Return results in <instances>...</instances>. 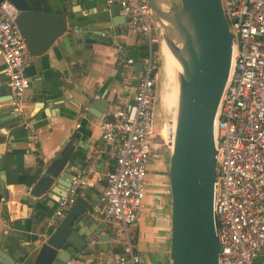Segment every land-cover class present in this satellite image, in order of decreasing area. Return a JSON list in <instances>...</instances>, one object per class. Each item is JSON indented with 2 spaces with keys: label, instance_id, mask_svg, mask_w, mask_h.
Listing matches in <instances>:
<instances>
[{
  "label": "crops",
  "instance_id": "1",
  "mask_svg": "<svg viewBox=\"0 0 264 264\" xmlns=\"http://www.w3.org/2000/svg\"><path fill=\"white\" fill-rule=\"evenodd\" d=\"M47 5L51 12L66 17L67 31L71 30L73 20H81L89 32L85 37L93 41L82 54H77L75 45L68 51L57 42L59 39L39 55L28 53L26 74L30 86L20 98L22 113L17 121L0 128V249L7 253L13 250L14 255L27 252L29 264L34 260L44 234L53 230L48 223L61 197L49 191L35 199L33 208L27 209L19 203V196L27 185L35 183L63 144L72 141L75 148L66 169H71L75 176L82 168L88 169L86 184L79 187L76 200L83 199L88 203L92 217L90 226L105 237L110 235V239H104L103 249L88 254L77 252V256L68 261L55 260V264H119L118 256L126 252H115L114 245L123 243L125 249L127 241L139 258L136 264H171L169 149L165 140L166 144L160 142L162 137L157 123L137 223L121 232L117 223L104 220L99 211L105 177L115 163L113 147L100 139L106 113L101 118L89 113V101L104 97L109 107L116 102H132L135 78L140 75L143 62L139 61L141 67L137 73V61L125 66V60L128 48L144 40L130 31L115 1L47 0ZM11 11L16 13L13 7ZM35 28L42 35L48 26L43 23ZM98 30L103 33L94 34ZM111 31L113 35H110ZM4 69L0 53V85L8 86ZM0 101V108L12 112L8 94H0ZM22 120L30 124L28 129L21 126ZM73 132L78 133L77 138H69ZM53 185L56 191L64 194ZM115 236L118 242L113 243ZM108 244L109 248L106 247ZM62 255L67 257L66 253Z\"/></svg>",
  "mask_w": 264,
  "mask_h": 264
},
{
  "label": "built area",
  "instance_id": "2",
  "mask_svg": "<svg viewBox=\"0 0 264 264\" xmlns=\"http://www.w3.org/2000/svg\"><path fill=\"white\" fill-rule=\"evenodd\" d=\"M113 1L119 4L130 31L143 38L148 50L135 78L132 102H116L101 123L100 139L113 147L115 164L106 174L99 211L104 220L117 223L124 232L137 223L145 194L157 123L156 47L162 38L147 0H107ZM221 5L232 36V56L213 126L220 264H264V0H221ZM14 17L11 6L0 3V53L9 79L12 112L19 117L20 98L29 88L30 78L26 74L27 46ZM134 63L133 58L125 60V66ZM20 124L30 127L26 120ZM87 172V168L78 171L67 195L58 200L49 226L54 228L75 203ZM125 252L118 256L119 264L138 262L129 241Z\"/></svg>",
  "mask_w": 264,
  "mask_h": 264
},
{
  "label": "water",
  "instance_id": "3",
  "mask_svg": "<svg viewBox=\"0 0 264 264\" xmlns=\"http://www.w3.org/2000/svg\"><path fill=\"white\" fill-rule=\"evenodd\" d=\"M147 1L162 41H167L181 66L178 72V100L171 119L175 121L172 143L168 145L171 264H220V244L214 215L217 167L213 126L231 68L232 36L229 25L221 0H178L177 6L184 22L177 21L156 0ZM2 2L15 10L14 23L31 56L43 53L57 39L68 51L71 45H75L77 54H82L87 44L93 41L85 37L89 32L79 19L73 20L71 30L67 31L66 17L51 12L47 0H0ZM163 21L175 29L182 41L181 46L166 39L161 31ZM43 23L48 28L39 35L35 26ZM102 33L98 30L94 34ZM110 35H113L112 31ZM140 67L141 63L137 61V73ZM3 93L10 96L9 87L2 83L0 94ZM108 108L109 103L104 97H94L89 101L87 110L101 118ZM5 110L0 108V128L18 119L13 112ZM77 137V132L69 136ZM74 148L72 141L63 144L58 154L42 169L35 183L24 188L19 196L21 205L31 209L35 199L49 191L60 197L67 195L75 179L72 170L66 169L72 161ZM53 184L64 194L56 191ZM4 192L7 193L6 189ZM91 218L88 203L77 199L53 230L44 234V240L31 264H55V260L66 262L77 256V252L88 254L103 249L104 239L109 241L110 235L105 237L92 228ZM13 253V250L7 253L0 249V264H29L27 252Z\"/></svg>",
  "mask_w": 264,
  "mask_h": 264
},
{
  "label": "bare ground",
  "instance_id": "4",
  "mask_svg": "<svg viewBox=\"0 0 264 264\" xmlns=\"http://www.w3.org/2000/svg\"><path fill=\"white\" fill-rule=\"evenodd\" d=\"M156 1L162 9H164L165 11H169V13L177 21H181V22L183 21L184 22V18L180 14L179 7L177 6L178 0H156ZM161 31L166 36V39L171 40L177 46H181L182 41L177 36L176 31H175V29H173L171 24H169L166 21H163V26L161 27ZM162 43L164 44V53H165V61H164V65H163L162 74L164 75V77H166V79L172 80L170 72H172L173 76H176V73L181 71V66H180V64H179V62L175 56V53H173L171 48L169 47V44L167 43V41L163 40ZM178 86H179V81H177V89L179 91ZM161 99L163 102L174 106L172 103V89L169 92L163 94L161 96ZM168 106H167V108H169ZM170 110H171V107H170ZM174 122H173V128H174ZM173 128L171 131L166 133V136L168 138L167 140L169 141L170 145L172 143Z\"/></svg>",
  "mask_w": 264,
  "mask_h": 264
},
{
  "label": "rangeland",
  "instance_id": "5",
  "mask_svg": "<svg viewBox=\"0 0 264 264\" xmlns=\"http://www.w3.org/2000/svg\"><path fill=\"white\" fill-rule=\"evenodd\" d=\"M162 38V37H161ZM156 58L158 61V79H157V91H158V99L156 103V109H157V124H158V132L160 137V142L163 144L164 140L167 141L166 143L169 145V141L167 140L166 133L172 130L173 128V121L171 119L173 118V115L175 113V108L177 105L178 100V94L179 91L177 89V81H178V72L176 73V76H173L172 72H170L172 80L166 79L164 75L162 74L163 65L165 61V53H164V44L158 45L156 47ZM162 80V81H161ZM167 86V87H166ZM172 89V103L174 106L167 104L162 101L161 96L167 92H169ZM169 105V106H168ZM167 106L169 108H167ZM171 107V110H170ZM169 109V110H168ZM154 137V136H153ZM164 143V144H166Z\"/></svg>",
  "mask_w": 264,
  "mask_h": 264
},
{
  "label": "trees",
  "instance_id": "6",
  "mask_svg": "<svg viewBox=\"0 0 264 264\" xmlns=\"http://www.w3.org/2000/svg\"><path fill=\"white\" fill-rule=\"evenodd\" d=\"M148 50L147 45L145 42H142L141 44L137 46H132L128 48L127 52V58H133L136 61H141L143 58L147 56ZM115 252H124V244L123 243H117L114 245Z\"/></svg>",
  "mask_w": 264,
  "mask_h": 264
}]
</instances>
